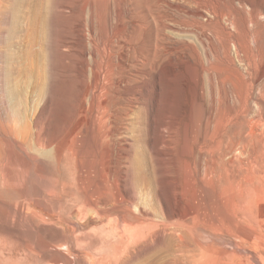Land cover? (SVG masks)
<instances>
[{
  "label": "rangeland",
  "instance_id": "rangeland-1",
  "mask_svg": "<svg viewBox=\"0 0 264 264\" xmlns=\"http://www.w3.org/2000/svg\"><path fill=\"white\" fill-rule=\"evenodd\" d=\"M262 13L264 0H0V264H100L111 253L102 263L264 264V79L246 100L223 60L228 32L263 37ZM113 35L130 47L133 81L120 91L118 183L105 172L111 183L95 186L78 177L102 164V113L93 135L91 111L103 99L92 94ZM192 59L207 111L200 144L189 137Z\"/></svg>",
  "mask_w": 264,
  "mask_h": 264
},
{
  "label": "bare ground",
  "instance_id": "bare-ground-1",
  "mask_svg": "<svg viewBox=\"0 0 264 264\" xmlns=\"http://www.w3.org/2000/svg\"><path fill=\"white\" fill-rule=\"evenodd\" d=\"M196 3H197V1H196ZM263 15H261V18H262ZM230 24H232V26H234L236 28L238 27L237 26L238 25L237 22L235 20H233V19H232ZM255 25L257 26L258 24H255ZM259 26H260L259 27L260 31L263 33V37H261L259 39L256 38V34L255 33L249 32L248 30L244 32L245 35L242 36L241 38H238V36L234 32L231 33V32H228L229 30L227 31L228 32V40H227L226 49H225L226 51L224 53L225 57L223 58L224 65H225V68L228 70V72H230V71L234 72V76L237 78V80L243 86V88L246 89L247 93H246V96L244 97L246 100H247L248 97H251L250 94L248 93L249 89L251 90L255 84L257 85V83H259L262 79H264V23H262ZM235 30H237V29H235ZM236 33H238V31ZM233 34H235L236 36L233 35ZM120 38L121 37H119L117 35H113L111 37H108L104 41L103 55L101 56V59H102L101 72L102 73L99 74L100 75L99 76L100 89H99L97 95L94 94V91H93V94H92L93 103L99 102V101H101V99H103L102 100V109L99 110L98 108L95 107L91 111V118L93 119L91 134L94 133V126H95V123H96V121H95L96 113L97 112H101L102 113V116L99 119H100L101 122H103L104 127H103L102 134H98L97 135L98 144L100 145V149H99L100 152L95 154V157L98 160L101 159L102 164H101V166H99L98 170L97 169H93L91 166L87 167L86 168L87 170L82 167L81 170H80V175L78 177V181L82 180V176H86L88 174L89 176H93L94 180L96 181L95 182L96 183L95 186L96 185L97 186H99V185L106 186L107 183H111V182L106 181V180L103 179L102 176H104L105 172H109L108 179H112L114 181V183H112V184H117L118 183V180L116 178V173H117V167L119 165V160L118 159H119L120 149L114 150L113 147L114 146L119 147L118 145H116V137H117V134L119 133L118 119L121 116V113H120L121 107H120V104H119V101H120V98H121L120 97V91L122 89L123 84H129L130 81H133V79H130L127 76V74H126L127 73V69H128V56H127L128 53L125 52V48H130V47L127 45V43L125 41H124L125 43H123ZM252 44H254V47L252 46ZM191 46H192L191 48L193 50L194 56L196 55L197 57H199L198 49L195 46H193V45H191ZM114 47H117V49L114 50ZM137 59H140V61H141V68L140 69H142L145 66V61L146 62L149 61V60H146V59L142 58L141 56H140V58H137ZM193 61H194V59H192V62H189V63L187 62V65H186V70H187L188 76H189V86H188L189 93H190L189 95L191 97L190 113H189V117H190V131L193 133V134L191 133L189 137L191 138L190 141L193 144H195L196 141H197V144H200L202 140L200 138L199 127H200V123L203 120V117L207 116L206 115L207 111L203 108V102L201 101V95H202V74H201L200 66L198 64H195V63L193 64ZM197 63H198V61H197ZM138 72H140V71H138ZM114 78H116L115 81H114ZM99 81H98V83H99ZM252 92H253V90H252ZM252 92H251V94H252ZM257 102L260 103V105H261L260 107L262 108V110L264 112V100H258L257 99ZM110 105H111V107H109ZM263 112H262V117L263 118L261 117L262 120L264 119V113ZM231 114H232L233 117L235 116L233 113H231ZM260 122H259V124H260ZM205 134H209L207 129H206V133ZM211 134H216V132L213 130L211 132ZM101 146L103 148L102 151H101ZM57 147H58V151H57L58 152V158L60 160L64 156L65 147H64L63 144H61V145L58 144ZM243 150L245 151V147L243 148ZM195 163L196 162L194 160V164ZM212 163H213V161H212ZM134 164L140 169L141 172L144 171V169H145L144 166L145 165H143L142 159L140 157L136 156L134 158ZM202 179L203 178L198 176V178L196 177L194 181H198V180L201 181ZM243 179H244V177H242L240 175L237 177V181H239V182H242ZM201 184L204 187L206 186L203 183H201ZM240 185H241V183H240ZM203 186H201V187L203 188ZM230 187H232V186H230ZM63 193L67 197H69V196L74 194L73 189L70 188V187H66V189L64 190ZM93 205L94 204H92V202L90 200L89 202H86V204L81 208L82 211H84L85 215L89 214L90 208H92ZM123 230L125 231L126 228L123 229ZM129 231H133V230H129ZM81 234L82 233H79V235H81ZM89 234H90V232H89ZM84 235H86V234H84ZM130 235H131V232H130ZM135 236H137V235H135ZM135 236H132V238L134 239ZM79 237H81V236H79ZM82 237H84V236H82ZM87 237H89V236H87ZM77 238H78V236H77ZM122 240H126L125 242H128L127 244H129V241L131 239L128 240L127 238L125 239V238L121 237L120 241L123 242ZM85 242L86 241H84V243H82V242L81 243L86 245L88 243V241H87V243H85ZM78 243H80V242H78ZM103 245H105V244H103ZM77 246H78V244H77ZM101 248H100V250H101ZM123 252L124 251H122V253ZM107 254H109V253H107ZM111 255H112V253H111ZM110 256L103 255L102 258L98 257L99 258V260H98L99 263L100 264H104V263H102V259H107V258L109 259ZM119 259H120V256H119ZM110 262H111V259H110ZM127 263L128 262H126V264ZM129 263H131V262H129ZM162 263L163 264H172L170 262H162ZM119 264H121V263L119 262ZM131 264H136V263H131Z\"/></svg>",
  "mask_w": 264,
  "mask_h": 264
}]
</instances>
